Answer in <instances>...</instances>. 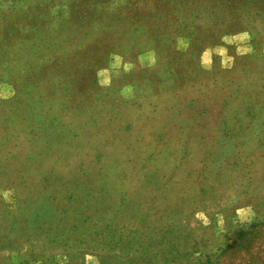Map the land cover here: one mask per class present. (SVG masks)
Returning a JSON list of instances; mask_svg holds the SVG:
<instances>
[{
	"label": "rangeland",
	"instance_id": "374dc122",
	"mask_svg": "<svg viewBox=\"0 0 264 264\" xmlns=\"http://www.w3.org/2000/svg\"><path fill=\"white\" fill-rule=\"evenodd\" d=\"M0 264H264V0H0Z\"/></svg>",
	"mask_w": 264,
	"mask_h": 264
},
{
	"label": "clouds",
	"instance_id": "9594fccd",
	"mask_svg": "<svg viewBox=\"0 0 264 264\" xmlns=\"http://www.w3.org/2000/svg\"><path fill=\"white\" fill-rule=\"evenodd\" d=\"M103 82L106 83L107 81L105 80V81H103ZM4 195L6 196L7 193L5 192ZM236 211H237V213L239 214V212H240L241 210H240V209H237ZM196 215H197L199 218H201L202 221H203L205 224L208 223V219H207V217L204 216V214H203L202 212H198V213H196ZM217 222H218V223H222V218H219V217H218V221H217Z\"/></svg>",
	"mask_w": 264,
	"mask_h": 264
}]
</instances>
